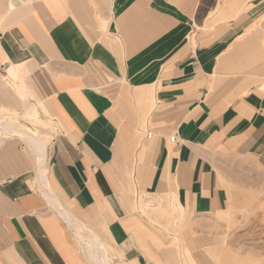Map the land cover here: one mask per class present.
Wrapping results in <instances>:
<instances>
[{
    "label": "crops",
    "instance_id": "1",
    "mask_svg": "<svg viewBox=\"0 0 264 264\" xmlns=\"http://www.w3.org/2000/svg\"><path fill=\"white\" fill-rule=\"evenodd\" d=\"M0 78V108L57 126L41 164L0 136V264H93L73 223L116 264L232 246L234 163L264 168V0H3Z\"/></svg>",
    "mask_w": 264,
    "mask_h": 264
},
{
    "label": "rangeland",
    "instance_id": "2",
    "mask_svg": "<svg viewBox=\"0 0 264 264\" xmlns=\"http://www.w3.org/2000/svg\"><path fill=\"white\" fill-rule=\"evenodd\" d=\"M1 1L3 0H0V3ZM3 83V81H0V84L3 85ZM9 85L11 86V84ZM26 99L24 97L19 98L12 92L11 99L8 98L4 107L0 108V117L14 115L20 122L30 128L34 129V126H41L44 122L41 118H45L41 113H39L38 119H24L21 116L32 104ZM49 119L50 122L51 119ZM51 123L54 125V130L51 131V127L47 128L51 133L50 138L57 130L53 120H51ZM232 183V187H237L242 191L232 199V205L235 207L232 231H230L232 246L226 245V242H224L206 249V255H210V257L206 259L207 263L205 264H264V168L260 170L253 167L242 169L239 164L234 163ZM156 215L164 218L162 209L149 211L145 216L150 219V217L154 218ZM168 216L173 217V212H169ZM231 249L232 253L229 254L227 251ZM214 250L216 251L214 252ZM229 255H232V257H229ZM194 260L197 261V259ZM182 261L186 264L184 259Z\"/></svg>",
    "mask_w": 264,
    "mask_h": 264
},
{
    "label": "bare ground",
    "instance_id": "3",
    "mask_svg": "<svg viewBox=\"0 0 264 264\" xmlns=\"http://www.w3.org/2000/svg\"><path fill=\"white\" fill-rule=\"evenodd\" d=\"M11 7L12 5L10 4L8 8ZM15 88L21 94L18 86H15ZM21 116L24 119H38L39 112L37 105L31 104L28 106ZM48 127H51L49 121L42 122L41 126H34L33 129L20 122L14 115H4L0 117V136H17L21 138L34 153L40 164L45 161L46 147L50 139V131H48ZM72 225L79 242L83 247V252L88 255L93 264H115L109 255L108 247L100 240L94 231H91L90 233L75 223Z\"/></svg>",
    "mask_w": 264,
    "mask_h": 264
},
{
    "label": "built area",
    "instance_id": "4",
    "mask_svg": "<svg viewBox=\"0 0 264 264\" xmlns=\"http://www.w3.org/2000/svg\"><path fill=\"white\" fill-rule=\"evenodd\" d=\"M147 136L150 137L151 134H148ZM169 141H170V142H174V143L177 142V140H176V138H175V135H171V136L169 137ZM11 179H12V177H9V178H8L9 181H10Z\"/></svg>",
    "mask_w": 264,
    "mask_h": 264
}]
</instances>
